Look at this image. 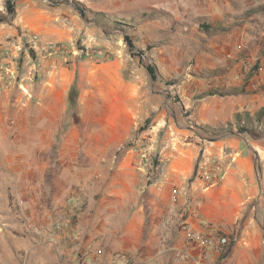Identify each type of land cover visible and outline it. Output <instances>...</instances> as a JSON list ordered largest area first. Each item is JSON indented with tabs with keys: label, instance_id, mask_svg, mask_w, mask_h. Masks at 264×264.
Instances as JSON below:
<instances>
[{
	"label": "rangeland",
	"instance_id": "rangeland-1",
	"mask_svg": "<svg viewBox=\"0 0 264 264\" xmlns=\"http://www.w3.org/2000/svg\"><path fill=\"white\" fill-rule=\"evenodd\" d=\"M63 94L65 112L52 101ZM215 104L227 121L201 119ZM231 135L253 160L259 193L246 210L262 220L264 0H0V264H112L120 254L105 238L125 224L111 220V193L127 187L106 165L101 182L87 180L92 153L131 152L143 190L178 147ZM232 150L199 155L200 193L231 172Z\"/></svg>",
	"mask_w": 264,
	"mask_h": 264
},
{
	"label": "crops",
	"instance_id": "crops-1",
	"mask_svg": "<svg viewBox=\"0 0 264 264\" xmlns=\"http://www.w3.org/2000/svg\"><path fill=\"white\" fill-rule=\"evenodd\" d=\"M52 101L58 104L60 102L63 112L70 105L68 94H63L60 98L54 97ZM37 102L39 105L42 104L41 99ZM56 110L48 109L47 113L56 115L59 111ZM201 115L205 117L201 119L208 123L228 120L226 110L216 104ZM232 136L212 142L211 145L210 141H206L194 143L193 147H178L169 158L160 180L143 190H135L138 187L136 183L142 180L140 177L144 179V176L137 170L134 163L136 159L133 154H130L131 152L118 158L116 153L109 149L105 152L92 153L94 168L87 180L101 182L102 166L106 165V170L110 168L115 171L116 182L122 179L127 187L124 189L126 191L117 188L111 193L118 197L117 201L112 200L110 204L112 211H116L111 220L116 219L117 222H121L120 226L125 224V228L122 227V231L113 232L110 238H105L109 251L118 254L126 253L134 262L156 259L160 264H175L174 251L184 246V236L174 222L168 232L167 241L164 242L162 224L167 214L172 215L175 221L184 215L193 228L202 231L206 229V225L210 224L231 239L230 246L225 250H210L204 261H199V256L195 253L194 259L188 264H264V213L261 220L254 212L249 213L246 210L249 200L259 193L255 187L256 175L253 160L250 156L241 155L243 151L240 152V150L246 143L240 141L237 136ZM59 138L61 139L55 148L58 147L64 151L65 148L70 147V141L64 137V131H61ZM75 145L81 148L80 142H76ZM229 149L238 151L235 153L236 161L232 164L231 172L221 183L200 193L198 180L194 179L190 183L196 171L199 155L201 154L202 159L207 160L210 158V153L222 155L223 150ZM173 186L183 190L176 203L171 192ZM95 190L97 188L89 190L90 200L94 197ZM145 192H147L146 195ZM130 193L133 198L129 196V199L125 201L130 207L127 210L125 208L120 210L121 206L126 205L121 203H124L126 195L128 197ZM92 203L95 207L94 201ZM91 209L88 208L85 211L82 228L85 243L93 245V240L97 239L100 233H98L97 225L98 211H91ZM116 226L118 227L119 224Z\"/></svg>",
	"mask_w": 264,
	"mask_h": 264
},
{
	"label": "built area",
	"instance_id": "built-area-1",
	"mask_svg": "<svg viewBox=\"0 0 264 264\" xmlns=\"http://www.w3.org/2000/svg\"><path fill=\"white\" fill-rule=\"evenodd\" d=\"M201 190L205 191L206 188L203 187ZM174 222L177 223L179 231L184 236V246L181 249H176L174 251L173 257L175 264H188L189 261L194 259L195 253L198 254L199 261H204L209 255L210 250L222 251L231 244L229 236L223 234L220 230L210 224L206 225V229L201 231L193 228L184 215L181 219L175 221L170 214L166 215L162 224V239L164 242L167 241L168 232ZM91 264L99 263L92 262ZM112 264H160V262L156 259L145 262H134L127 254H120L118 259Z\"/></svg>",
	"mask_w": 264,
	"mask_h": 264
},
{
	"label": "trees",
	"instance_id": "trees-1",
	"mask_svg": "<svg viewBox=\"0 0 264 264\" xmlns=\"http://www.w3.org/2000/svg\"><path fill=\"white\" fill-rule=\"evenodd\" d=\"M11 8H12V6H10V9H11ZM148 69H149V71H150L151 74H153V75L155 74V72H154V70H153L152 67L149 66Z\"/></svg>",
	"mask_w": 264,
	"mask_h": 264
}]
</instances>
